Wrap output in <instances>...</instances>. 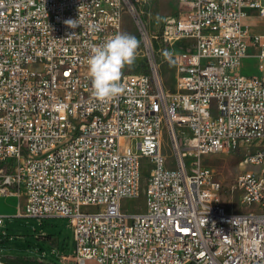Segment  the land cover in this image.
I'll return each mask as SVG.
<instances>
[{"label": "built area", "instance_id": "2783aa9c", "mask_svg": "<svg viewBox=\"0 0 264 264\" xmlns=\"http://www.w3.org/2000/svg\"><path fill=\"white\" fill-rule=\"evenodd\" d=\"M140 2L0 0V196L25 197L28 216L69 218L76 264H264V171L235 177L238 206L254 208L240 212L222 201L221 180L203 164L223 150L264 145V33L244 21L249 10L264 17V0H177L155 36L173 57L174 91L154 62ZM125 12L151 69L124 68V91L101 102L88 76L90 49L122 33ZM250 46L259 47V73L246 75ZM32 57L45 67L26 74ZM143 157L152 164L146 209L124 212L122 200L140 195ZM258 161L264 154L251 155Z\"/></svg>", "mask_w": 264, "mask_h": 264}, {"label": "rangeland", "instance_id": "374dc122", "mask_svg": "<svg viewBox=\"0 0 264 264\" xmlns=\"http://www.w3.org/2000/svg\"><path fill=\"white\" fill-rule=\"evenodd\" d=\"M147 22V29L153 39L155 55L160 52L161 43L155 38L163 20L174 13L178 8L177 0H141L138 4ZM123 31L135 36L139 41L137 57L131 66H125L130 71H149L151 62L142 43L136 22L128 13H124ZM245 23L253 32L264 33V17L257 10H249L244 18ZM177 48H172L176 50ZM259 47L250 46L248 56L243 60L242 72L246 75L259 73L256 55ZM164 53V51H163ZM161 53L159 61L154 59L163 81L168 90H175L174 75L175 63L173 57H165ZM145 66L144 68H142ZM163 151L166 155V166L174 168L176 159L171 147V141L166 128H164ZM189 134L180 130L179 138L182 144H188ZM246 149H227L213 155L205 156L203 164L211 167L216 177L223 184L221 199L230 209L245 212L254 209L253 206H238L239 194L231 189L235 177L243 171L253 169V166L242 162ZM192 157H185L190 168ZM147 157L141 158V191L137 198L122 200V210L128 213H140L146 209L147 176L151 167ZM20 207V208H19ZM89 207L87 210H95ZM21 214H20V213ZM25 197L0 196V213L5 216V223L0 228V255L20 256L40 260L46 264H76L75 263V238L73 222L63 216L33 217L25 214ZM90 264V263H88ZM93 264H96L93 262Z\"/></svg>", "mask_w": 264, "mask_h": 264}, {"label": "clouds", "instance_id": "9594fccd", "mask_svg": "<svg viewBox=\"0 0 264 264\" xmlns=\"http://www.w3.org/2000/svg\"><path fill=\"white\" fill-rule=\"evenodd\" d=\"M65 25L75 28L76 20L67 19ZM139 41L127 33H117L101 44L91 46L88 59V76L92 95L101 102H106L120 95L124 88L120 83L125 66H131L137 57ZM167 58L171 54L165 50Z\"/></svg>", "mask_w": 264, "mask_h": 264}, {"label": "bare ground", "instance_id": "6f19581e", "mask_svg": "<svg viewBox=\"0 0 264 264\" xmlns=\"http://www.w3.org/2000/svg\"><path fill=\"white\" fill-rule=\"evenodd\" d=\"M37 67H45V60L41 59L40 57L30 58L29 61H26V74H35V71H37ZM242 148L246 149L242 162L253 166V169L244 172V174L257 175L263 173L264 161L250 162V160H251V155L264 154V145L263 147L260 146L239 147L238 149H242Z\"/></svg>", "mask_w": 264, "mask_h": 264}, {"label": "trees", "instance_id": "16d2710c", "mask_svg": "<svg viewBox=\"0 0 264 264\" xmlns=\"http://www.w3.org/2000/svg\"><path fill=\"white\" fill-rule=\"evenodd\" d=\"M161 53L163 51H160L156 54V61H159L161 58ZM143 66L142 68H144ZM0 264H46L40 260L32 259V258H26V257H20V256H11V255H0Z\"/></svg>", "mask_w": 264, "mask_h": 264}, {"label": "crops", "instance_id": "0c3cea01", "mask_svg": "<svg viewBox=\"0 0 264 264\" xmlns=\"http://www.w3.org/2000/svg\"><path fill=\"white\" fill-rule=\"evenodd\" d=\"M88 263L93 264V262H88ZM88 263H87V264H88Z\"/></svg>", "mask_w": 264, "mask_h": 264}]
</instances>
